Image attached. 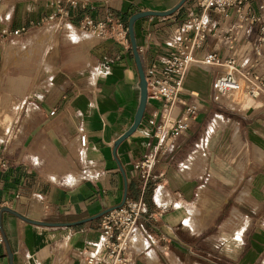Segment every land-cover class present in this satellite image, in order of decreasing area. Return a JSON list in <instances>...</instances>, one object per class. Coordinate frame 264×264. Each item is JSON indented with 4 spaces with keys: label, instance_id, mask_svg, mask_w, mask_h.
Here are the masks:
<instances>
[{
    "label": "crops",
    "instance_id": "1",
    "mask_svg": "<svg viewBox=\"0 0 264 264\" xmlns=\"http://www.w3.org/2000/svg\"><path fill=\"white\" fill-rule=\"evenodd\" d=\"M68 1L0 0V264H11L8 248L13 264H85L99 236V216L125 198L148 207L140 221L144 240H134L140 248L134 264H263L264 97L246 110L217 105L213 79L227 68L199 62L181 94L198 115L175 147L157 150L148 120L163 103L148 100L141 125L115 151L140 100L129 35L127 42L101 40L79 27L90 18L127 29L134 14L165 12L181 0ZM189 6L190 0L171 16L135 23L145 71L164 54ZM64 7L68 20L53 33L32 29ZM209 15L223 30L236 20L234 10L227 18ZM20 29L32 30L20 37L1 34ZM41 41L48 48L37 52ZM208 51L223 60L234 56L238 73L250 70L264 80V16L233 52L219 37L197 58ZM184 109L170 112L179 117ZM148 155L156 162L144 187L134 164Z\"/></svg>",
    "mask_w": 264,
    "mask_h": 264
},
{
    "label": "built area",
    "instance_id": "2",
    "mask_svg": "<svg viewBox=\"0 0 264 264\" xmlns=\"http://www.w3.org/2000/svg\"><path fill=\"white\" fill-rule=\"evenodd\" d=\"M75 4L74 1H68ZM184 21L173 29L165 46L164 54L159 55L154 63L145 71L148 100H159L163 103L162 112H155L148 120L153 128L152 135L156 140L157 150L161 153L171 151L177 140L186 135L198 115L197 107L181 97L184 80L189 69L199 62L205 67L224 66L226 72L217 73L212 83V100L219 106L232 109L240 107L244 101H237L242 93L251 101L264 97V80L253 71L238 73L236 59L229 56L226 60L216 51H208L199 59L196 53L215 37L224 40L228 52H233L244 34L248 37L253 32L257 22L264 16V0H190ZM254 8L259 12L254 13ZM230 10L236 14L235 22L226 30L219 26L220 20L210 18V13L221 18H227ZM68 11L53 14L42 22L47 26L58 25L68 20ZM95 22L86 18L80 25L82 32L92 33L101 40L127 42L128 32L121 24L116 27L109 21ZM29 30H3V36L20 37L29 34ZM241 102V103H240ZM174 106L184 107V112L175 117L170 112ZM53 114V113H52ZM80 145L86 146L85 134L78 136ZM156 159L152 155L144 157L134 164V170L144 187L152 177ZM2 165V164H1ZM4 166V165H3ZM148 213L144 200L126 199L122 206L111 208L103 214L98 222V239L93 250L85 257V264H134L139 252L133 245L134 236L142 235L140 221ZM0 241H3V231L0 225Z\"/></svg>",
    "mask_w": 264,
    "mask_h": 264
},
{
    "label": "water",
    "instance_id": "3",
    "mask_svg": "<svg viewBox=\"0 0 264 264\" xmlns=\"http://www.w3.org/2000/svg\"><path fill=\"white\" fill-rule=\"evenodd\" d=\"M187 1L188 0H181L177 6H175L171 10H168L165 12H153V11L139 12V13L131 16L129 19L127 32L129 35L132 52H133V55L135 58V62L137 65V70H138L139 78H140L139 85H138L139 89H140V100H139V105H138L132 126L129 128L128 131H126L122 136H120L118 138V140H116V142L114 143L115 151H116L117 147L123 141H125L128 137H130L139 128V126L141 125V123L143 121L145 111H146L147 102H148V92H147V82H146V78H145V70H144V66L142 63L141 54H140V51H139L138 46H137V40L135 37V23L137 21L144 19V18H147V17H168V16H171V15L177 13L186 4ZM125 200H126V198L124 199L121 206L125 203ZM109 210L105 211L103 214H105ZM2 212H8V213H10L14 216H17L18 218L26 221V222H28V223H31V224L45 225V223H42V222L31 221V220L23 217L19 213L15 212L9 208H3ZM103 214H101L99 217H101ZM59 225L60 224H56V226H59ZM8 254H9L10 263L13 264V255H12L11 250L9 248H8Z\"/></svg>",
    "mask_w": 264,
    "mask_h": 264
},
{
    "label": "rangeland",
    "instance_id": "4",
    "mask_svg": "<svg viewBox=\"0 0 264 264\" xmlns=\"http://www.w3.org/2000/svg\"><path fill=\"white\" fill-rule=\"evenodd\" d=\"M224 21V19L222 20V22ZM46 24L47 23H43V24H41L40 26H34L32 29H37V28H41V27H44V28H46V30L45 31H47L48 33H53L54 32V28L57 26V25H54V26H47L46 27ZM32 29H30L29 31H31ZM49 40V39H48ZM43 41V40H42ZM40 42V43H38L37 45H38V47H36V49H38V51L37 52H39L40 50L42 51L43 49L44 50H47V48H48V45H46L45 46V43L44 42ZM45 47H44V46ZM36 46V45H35ZM19 48H21V47H19ZM32 49V48H31ZM30 54H31V51H30ZM39 56H41V54H39ZM199 65L201 66V67H203V68H205L201 63H199ZM261 98L263 97V96H260ZM241 98H243V99H238V98H236V102L237 101H244V104H242L240 107L238 106V107H232V110H238L239 108H242V109H247L248 107H246V105L247 104H250L251 102H253V101H251L250 100V97H247V95L245 94V93H242V95H241ZM241 103V102H240ZM248 106V105H247ZM217 125H223V120L222 119H219L218 120V124ZM263 264H264V261H263Z\"/></svg>",
    "mask_w": 264,
    "mask_h": 264
},
{
    "label": "bare ground",
    "instance_id": "5",
    "mask_svg": "<svg viewBox=\"0 0 264 264\" xmlns=\"http://www.w3.org/2000/svg\"><path fill=\"white\" fill-rule=\"evenodd\" d=\"M80 156H82V155H80ZM139 236L141 237V239H143V237H142V235L141 234H139V233H137L134 237H135V239L133 238V245L136 247V249H137V251H139L140 250V248L135 244V242H137L138 240H139ZM134 240H135V242H134ZM144 240V239H143Z\"/></svg>",
    "mask_w": 264,
    "mask_h": 264
}]
</instances>
